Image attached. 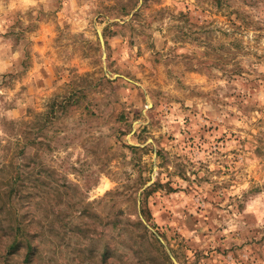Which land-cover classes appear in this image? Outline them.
<instances>
[{
	"label": "rangeland",
	"instance_id": "obj_1",
	"mask_svg": "<svg viewBox=\"0 0 264 264\" xmlns=\"http://www.w3.org/2000/svg\"><path fill=\"white\" fill-rule=\"evenodd\" d=\"M0 264H264V0H0Z\"/></svg>",
	"mask_w": 264,
	"mask_h": 264
},
{
	"label": "trees",
	"instance_id": "obj_2",
	"mask_svg": "<svg viewBox=\"0 0 264 264\" xmlns=\"http://www.w3.org/2000/svg\"><path fill=\"white\" fill-rule=\"evenodd\" d=\"M217 3L220 5L221 4V0H217ZM138 18V15L136 14L135 16H134V19L133 20H136Z\"/></svg>",
	"mask_w": 264,
	"mask_h": 264
}]
</instances>
